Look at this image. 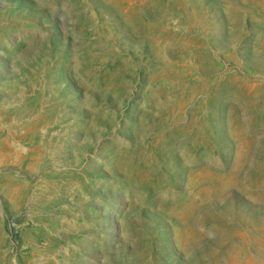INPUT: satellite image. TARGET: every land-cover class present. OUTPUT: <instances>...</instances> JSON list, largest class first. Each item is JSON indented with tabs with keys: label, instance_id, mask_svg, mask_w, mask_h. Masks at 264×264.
Listing matches in <instances>:
<instances>
[{
	"label": "rangeland",
	"instance_id": "obj_1",
	"mask_svg": "<svg viewBox=\"0 0 264 264\" xmlns=\"http://www.w3.org/2000/svg\"><path fill=\"white\" fill-rule=\"evenodd\" d=\"M0 264H264V0H0Z\"/></svg>",
	"mask_w": 264,
	"mask_h": 264
}]
</instances>
